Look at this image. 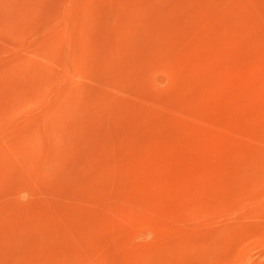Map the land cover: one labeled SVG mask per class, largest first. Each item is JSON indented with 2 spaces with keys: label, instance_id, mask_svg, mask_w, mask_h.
<instances>
[{
  "label": "rangeland",
  "instance_id": "374dc122",
  "mask_svg": "<svg viewBox=\"0 0 264 264\" xmlns=\"http://www.w3.org/2000/svg\"><path fill=\"white\" fill-rule=\"evenodd\" d=\"M0 264H264V0H0Z\"/></svg>",
  "mask_w": 264,
  "mask_h": 264
}]
</instances>
